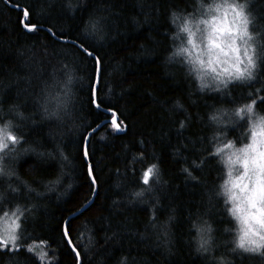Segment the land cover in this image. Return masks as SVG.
I'll use <instances>...</instances> for the list:
<instances>
[{
    "label": "trees",
    "instance_id": "1",
    "mask_svg": "<svg viewBox=\"0 0 264 264\" xmlns=\"http://www.w3.org/2000/svg\"><path fill=\"white\" fill-rule=\"evenodd\" d=\"M7 1L27 11V25L40 28L24 30L22 10L0 0V105L6 109L20 103L38 121L33 97L50 71L68 64L76 68L82 81L74 106L75 131L57 137L46 134L51 126L44 123H26L19 129L25 146L37 149V154L20 157L21 177L39 189L58 173L63 179L55 186L56 193L42 199L28 194L22 186L19 196L10 197L11 202L25 204L34 200L37 209L23 221L18 250L0 246V264H77L63 223L93 193L83 156L85 137L113 116L93 105L95 59L70 42L54 39L43 28L57 38L78 43L98 59L96 102L117 115L115 123L104 124L89 137L87 153L95 196L90 206L67 222L80 264H120L122 256L128 257L127 264H211L193 251L191 221L201 214L210 216L220 240L226 239L222 229L230 221L220 201L214 195L206 196L212 193L221 173L210 154L212 129L206 123V113L212 105L248 99L257 100V108L264 111V62L255 84L233 86L223 98L201 96L185 78L183 68L163 63L170 51L169 9H188L192 0ZM252 10L258 17L255 30L264 33V0H254ZM95 14H100L106 24L107 38L102 43L82 32L86 20ZM4 115L0 111V117ZM230 135L236 136V130ZM57 144L62 145L68 160L59 157ZM155 164L167 185L156 187L159 206L154 209L153 220L152 197L148 205L130 204L128 193L141 187V174ZM184 167L190 169L191 177L182 171ZM69 182L71 189L65 187ZM170 210L177 217L172 224L174 244L171 251H165L156 237ZM31 244L43 245L46 261L28 251ZM216 254H228L227 247H219ZM233 260L235 264H264V258L258 256H233Z\"/></svg>",
    "mask_w": 264,
    "mask_h": 264
},
{
    "label": "clouds",
    "instance_id": "2",
    "mask_svg": "<svg viewBox=\"0 0 264 264\" xmlns=\"http://www.w3.org/2000/svg\"><path fill=\"white\" fill-rule=\"evenodd\" d=\"M81 2L86 3V0ZM253 2L192 0L188 9L170 8L167 17L172 29L168 33L170 51L163 63L183 68L185 78L193 83L195 93L201 96L220 95L223 98L230 94L233 86L255 84L264 62V33L255 30L258 17L252 10ZM82 32L104 42L107 29L103 17L90 15ZM81 81L76 68L68 64L50 71L49 78L41 82L33 97L38 121L33 120L20 103L10 104L6 109L0 105V111L5 113L0 117V236L19 238L23 221L37 209L34 200L28 204L10 201L11 196L21 194V186L28 194L42 199L56 193L55 186L63 179L58 173L46 179L44 188L39 189L26 177H21L20 157L37 154V149L25 146V138L19 129L26 123L32 126L44 123L51 126L46 134L54 133L57 137L75 131L78 125L74 106ZM175 103L182 107L180 101ZM257 103L255 99H248L231 105H212L206 113V123L212 129L208 137L210 154L221 169L212 193H206V196L214 195L220 201L230 221L222 229L226 237L223 240L218 238L217 227L210 216L201 214L191 221L193 251L197 256L207 257L211 264H235L233 256L264 258V111L257 108ZM232 130H236V136L230 135ZM56 152L61 159H69L62 145H56ZM39 154L43 155L42 152ZM151 167L153 175L149 183L143 182L141 174V187L128 193V203L148 205L149 197H152L155 203L150 219L154 220V209L159 206L156 187L166 186L167 181L158 164ZM182 171L192 176L189 168L184 167ZM65 187L71 189L73 184L69 182ZM176 219L174 210H170L159 227L156 241L165 251H171L174 244L172 224ZM13 220L19 225L14 233L11 231ZM221 246L227 247L228 254H216ZM127 260L126 256L120 257V264H127Z\"/></svg>",
    "mask_w": 264,
    "mask_h": 264
},
{
    "label": "water",
    "instance_id": "3",
    "mask_svg": "<svg viewBox=\"0 0 264 264\" xmlns=\"http://www.w3.org/2000/svg\"><path fill=\"white\" fill-rule=\"evenodd\" d=\"M9 7L11 8H15V9H21L22 10V17H21V26L24 30H33V29H37V28H40V27H37V26H34V25H27L26 24V18H25V13H27V11L24 9V8H21L19 6H15V5H12L10 4L7 0H3ZM45 31H47L51 37H53L54 39L58 40V41H62V42H70L72 44H74L75 46H77L81 51H83L85 54L87 55H90L92 56L95 61H96V73H95V79H94V84H93V89H92V99H93V105L95 106L96 109H99L101 111H104V112H107V113H112L113 116L103 122H101L100 124H98L96 127H94L91 131H89L85 137V140H84V144H83V156H84V159L86 161V163L88 164L87 168H88V175H89V178L91 179L93 185H94V189H93V193H92V196L90 198V200L85 204L83 205L81 208H79L77 211L71 213L64 221L63 223V233H64V236H65V239L70 247V249L74 252L75 256H76V259H77V264H80V255L77 251V249L74 247L71 239L69 238L68 236V233H67V222L70 218L82 213L88 206H90V204L92 203L93 199H94V196H95V190H96V184H95V181L93 179V175H92V172H91V167H90V164H89V160H88V153H87V144H88V140H89V137L90 135L99 130L104 124H108V123H115L116 120H117V115L111 111V110H103L99 107V105L97 104L96 102V88H97V85H98V81H99V74H100V63L98 61V59L90 52L86 51L82 46H80L78 43H75V42H72V41H69V40H66V39H60V38H57L56 36H54V34L52 32H50V30L46 29V28H43Z\"/></svg>",
    "mask_w": 264,
    "mask_h": 264
},
{
    "label": "snow or ice",
    "instance_id": "4",
    "mask_svg": "<svg viewBox=\"0 0 264 264\" xmlns=\"http://www.w3.org/2000/svg\"><path fill=\"white\" fill-rule=\"evenodd\" d=\"M25 18H27V13H25ZM10 139L14 140L15 138L10 137ZM152 175H153V167L147 168V170H145L143 172V182L145 184H148ZM18 227H19V225L17 224V222L15 220H13L12 226H11V231L14 233L16 231V228H18ZM18 239H20V237L18 238L15 235H13L9 238H4V237L0 236V246L8 247L9 245H11L12 247L10 250H18V248H19V245L17 244ZM28 251H32V248L29 247Z\"/></svg>",
    "mask_w": 264,
    "mask_h": 264
},
{
    "label": "rangeland",
    "instance_id": "5",
    "mask_svg": "<svg viewBox=\"0 0 264 264\" xmlns=\"http://www.w3.org/2000/svg\"><path fill=\"white\" fill-rule=\"evenodd\" d=\"M4 226H7V221H4ZM20 239H21V234H20ZM20 239L17 240V244H20ZM8 247H12L11 245H9ZM31 247L32 248V252L40 259V261H46L45 259V255L46 252L44 250L43 245L40 244H31L28 246V248Z\"/></svg>",
    "mask_w": 264,
    "mask_h": 264
}]
</instances>
